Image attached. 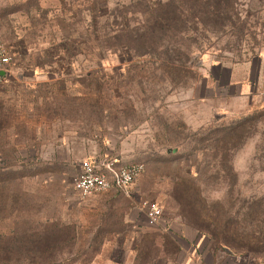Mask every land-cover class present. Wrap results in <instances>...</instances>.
I'll list each match as a JSON object with an SVG mask.
<instances>
[{
  "label": "rangeland",
  "instance_id": "obj_1",
  "mask_svg": "<svg viewBox=\"0 0 264 264\" xmlns=\"http://www.w3.org/2000/svg\"><path fill=\"white\" fill-rule=\"evenodd\" d=\"M0 42V264H264V99L211 74L264 52V0H0ZM88 158L145 171L83 199Z\"/></svg>",
  "mask_w": 264,
  "mask_h": 264
},
{
  "label": "built area",
  "instance_id": "obj_2",
  "mask_svg": "<svg viewBox=\"0 0 264 264\" xmlns=\"http://www.w3.org/2000/svg\"><path fill=\"white\" fill-rule=\"evenodd\" d=\"M13 59L11 48L0 42V83L3 82ZM80 164L74 181V189L83 198L117 190L128 193L131 185L145 171L143 163L120 164L113 159L88 158ZM146 216L152 224H157L162 217V209L157 202L144 203Z\"/></svg>",
  "mask_w": 264,
  "mask_h": 264
},
{
  "label": "crops",
  "instance_id": "obj_3",
  "mask_svg": "<svg viewBox=\"0 0 264 264\" xmlns=\"http://www.w3.org/2000/svg\"><path fill=\"white\" fill-rule=\"evenodd\" d=\"M225 68L226 67L222 65H215L212 67L213 70L211 74L216 80L215 86L227 89L230 94L260 95L264 99V52L244 63L237 64L231 68ZM178 231L180 235L173 233L176 238L185 236L188 240H192L197 235V231H190L188 229ZM200 236L201 235L198 236L199 239L201 238ZM187 257L188 258L185 260L180 254L176 261L178 264H181V261H188L196 258L194 255Z\"/></svg>",
  "mask_w": 264,
  "mask_h": 264
}]
</instances>
